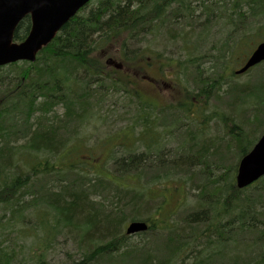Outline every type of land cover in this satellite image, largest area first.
Listing matches in <instances>:
<instances>
[{"label": "trees", "instance_id": "obj_1", "mask_svg": "<svg viewBox=\"0 0 264 264\" xmlns=\"http://www.w3.org/2000/svg\"><path fill=\"white\" fill-rule=\"evenodd\" d=\"M29 27L26 17L14 42ZM156 33L165 46L179 38L176 57L142 53L141 40ZM263 35L264 0H93L34 63L8 65L0 74V264H264V177L241 190L234 184L238 159L264 133V62L244 83L232 80L234 65ZM146 58L176 79L168 81L173 104L156 116L145 114L138 91ZM211 117L223 136L206 137ZM94 119L108 139L145 125L156 130L146 141L133 135L97 165L94 155L80 161L72 149L97 143L94 130L83 133ZM170 136L179 141L172 151L160 144ZM166 182L192 199L177 215L149 190ZM131 222L148 230L127 236ZM35 229L44 235L22 258L23 247L10 243ZM56 236L72 252L52 261Z\"/></svg>", "mask_w": 264, "mask_h": 264}, {"label": "water", "instance_id": "obj_2", "mask_svg": "<svg viewBox=\"0 0 264 264\" xmlns=\"http://www.w3.org/2000/svg\"><path fill=\"white\" fill-rule=\"evenodd\" d=\"M91 0H0V67L18 62L34 63L36 55L45 48L80 9ZM29 17L30 29L21 43L13 37L19 23ZM264 62V42L255 46L244 64L234 75H242ZM264 176V134L250 152L239 160L235 186L241 190ZM143 222H131L127 235L145 232Z\"/></svg>", "mask_w": 264, "mask_h": 264}, {"label": "rangeland", "instance_id": "obj_3", "mask_svg": "<svg viewBox=\"0 0 264 264\" xmlns=\"http://www.w3.org/2000/svg\"><path fill=\"white\" fill-rule=\"evenodd\" d=\"M214 31L216 32V36H217L218 31L216 29H214ZM165 35H166V33H165ZM161 37L162 36L160 35V33L159 34L156 33L154 35L147 36L146 38L141 40L140 48L143 49V51H144L142 53L148 52L150 54V53H154V52H160V53H163L165 57H172V58L176 57V54L179 53V50L177 48L181 47V42L178 41L179 38L173 40L172 42H174V43H171V44L167 43L165 46V45H162V43H161ZM260 40H261L260 42H264V38H261ZM111 51H114V49H111ZM243 62L244 61H242L241 63H239L237 65H234L233 70H237L243 64ZM7 71H8V68L4 67V68L0 69V74L7 73ZM164 75L166 76V78L164 77ZM164 75H163V78L166 81V86L169 85L168 81L172 80L173 78H174V80H176L175 77L170 76V74H167L164 72ZM232 80L234 83H244L246 81V74H243L240 76H234V78ZM224 89H226V88H224ZM162 96H163V100L168 101V105L173 104L174 100H173V97H171V95H170V90H169L168 86L162 87ZM200 103H201V100H200ZM197 105H200V104L198 103ZM197 105L195 107H198ZM209 109H210V113L214 110L221 111L220 106H218L215 101L213 102V104L210 103ZM135 111L136 110L134 109L132 112H135ZM54 113H57V115L61 116L63 114V108L60 106H57L54 109ZM117 114H119V113H117ZM241 115H243V114H240V116ZM134 116L136 117V115H134ZM237 116H239V115H237ZM111 119H114V118L111 117ZM215 120H214V118L211 117L210 122L207 124V126H206V128H207L206 137L215 136L217 133L216 131L220 132L219 134L223 136V134H224L223 133V127L220 124H218L217 130H215L216 127L213 126V122ZM201 121H202V119H199V122H201ZM98 123H99V121L97 119H94V122L92 123L94 127H92L91 125H88L83 129L84 135H87V136H92L91 131L92 130L95 131V135L98 138L96 144H93L92 139H90V140H88L89 142H87L85 145L76 144V145H73V147H72V149H74L75 152L79 151V153H77V154L79 157L78 159H80V161L91 162V159L93 158L92 155H94L98 161V157H100V156L102 157L103 155H106L109 151H111L117 145H122V147H128L133 142L134 136H137L140 132V128L136 127V128L131 130L133 132L132 134L134 136L131 134H122V135L120 134V135H115L114 137H110L108 139L106 137L108 135H105L104 128H101L102 124L97 125ZM116 124H118L117 129L119 130L120 126L122 127V124L121 123H116ZM138 124H139V121H138ZM167 138H168L167 140H163V142L160 143L161 147H164L165 149L172 151L174 149V147L177 146L179 141H177V137H175V136H173V137L170 136ZM136 139H138V137ZM222 139H223V141L224 140L227 141L226 137H222ZM144 141H146V140H144ZM89 144H93L95 146L94 147L92 146L93 148L89 149L88 148ZM135 146L139 147V143H136ZM139 150H141V149H139ZM120 151L121 150L119 149V152ZM120 153L117 152V154H115V155L119 156ZM237 163H238V161H237ZM98 164H99V161H98L97 165ZM103 166H106V163ZM210 167L211 168H209V170H213L212 174H215L216 176L223 174V171H221V172L216 171L213 165H210ZM95 168H97V167L95 166ZM132 180H134V178H132ZM164 188H166L167 190H166V192L163 193L161 191ZM179 188H180V190H179ZM181 188H182V186L176 184V182H169V183L166 182L164 184L160 183L156 186H154V185L150 186L149 190L152 192L153 198L154 197H161V196L165 197L164 199L166 201L165 202L166 203L165 204L166 213H169V214L175 213V215H177L178 213H180V211H183L182 210L183 208H186V206L192 202L191 201L192 199H190V196H189V199H186V197H188V194H186L184 188H182L183 190ZM26 199H30V198L27 197ZM175 215H173V216H175ZM31 221H32L31 226H33L34 219H31ZM37 230L38 229L34 230V234H36V235L31 234L32 232L29 233L30 232L29 231L27 237H25L23 239H15L14 238L11 241L10 244H13V246L15 248H17L18 251L20 250L19 249L20 247H23V250H22L23 252L20 254V257L23 258L24 256H29L30 255L29 248L35 242H37L39 238L41 239V237H43V235H44L43 231L39 232ZM55 239H58V240H56L54 242V244H53L54 247H50L52 245H50L48 247V250H49L48 255L52 261L64 259L65 253H67V252L71 253L72 252L71 243L63 242V240L61 239L60 236H56ZM132 240L138 241L140 239H139V237L134 236L132 238Z\"/></svg>", "mask_w": 264, "mask_h": 264}, {"label": "flooded vegetation", "instance_id": "obj_4", "mask_svg": "<svg viewBox=\"0 0 264 264\" xmlns=\"http://www.w3.org/2000/svg\"><path fill=\"white\" fill-rule=\"evenodd\" d=\"M81 11V10H80ZM146 63H142L141 71L142 76L139 79L138 91L140 93L141 102L147 107L145 114L158 115V111L165 105L168 101L163 100L162 87L165 86L169 88L170 95L173 97L171 84L166 86V81L163 78L162 66L158 61L146 58ZM113 61H111L112 63ZM113 68L121 69L120 65L112 64ZM122 72H126V75H138L135 73H129L128 69H121ZM129 79V77H127ZM164 84V85H163ZM140 88V89H139ZM156 130V129H155ZM155 130L151 126L149 129L146 125L140 128L141 136L144 140L152 138L155 134ZM149 136V137H148ZM122 147V145H117L116 147ZM66 150V148H64Z\"/></svg>", "mask_w": 264, "mask_h": 264}, {"label": "bare ground", "instance_id": "obj_5", "mask_svg": "<svg viewBox=\"0 0 264 264\" xmlns=\"http://www.w3.org/2000/svg\"><path fill=\"white\" fill-rule=\"evenodd\" d=\"M60 30H61V29H60ZM173 43H174V42H173ZM145 54H149V53H148V52H145ZM131 77H132V79H133V78L137 79V76H136V75H131ZM141 82H142V81H141ZM141 82H140V83H141ZM140 83H139V84H140ZM139 84H138V85H139ZM212 112H213V114H214L213 117H215V118L218 117L219 115H221V114L219 113V111H217V110H214V111H212ZM217 113H218V116H217ZM243 118H244L243 115H241V116L237 117L236 119H243ZM167 139H168L167 137L163 138V140H167ZM257 141H258V139H257ZM257 141L255 142V144L257 143ZM158 143H160V140H155V141H153V143H152L151 146L154 147V146H156ZM255 144H254V145H255ZM254 145L250 148V150H249L248 152L251 151V149L254 147ZM248 152H247V153H248ZM77 153H78V152H76V154H73V156L77 157V156H78ZM247 153H246V154H247ZM71 155H72V154H71ZM243 156H244V155H243ZM71 157H72V156H71ZM75 157H74V158H75ZM241 158H242V157H240L239 160H240ZM239 160H238V161H239ZM237 165H238V163H237ZM234 179H235V177H234ZM254 183H255V182H254ZM234 184H235V181H234ZM143 223H144V222H143ZM145 224L147 225V230H148L149 224H148V223H145ZM147 230H146V231H147ZM146 231H145V232H146ZM141 233H143V232H141ZM125 234H126V233H125ZM136 234H139V233H136ZM136 234H133V235H136ZM126 235H127V234H126ZM133 235H127V236H133Z\"/></svg>", "mask_w": 264, "mask_h": 264}]
</instances>
